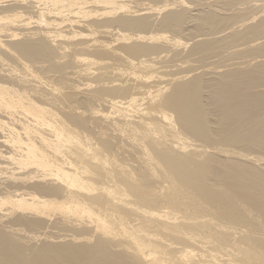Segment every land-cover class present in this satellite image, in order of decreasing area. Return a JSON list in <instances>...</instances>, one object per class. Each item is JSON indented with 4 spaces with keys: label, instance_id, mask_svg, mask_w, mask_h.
I'll list each match as a JSON object with an SVG mask.
<instances>
[{
    "label": "bare ground",
    "instance_id": "1",
    "mask_svg": "<svg viewBox=\"0 0 264 264\" xmlns=\"http://www.w3.org/2000/svg\"><path fill=\"white\" fill-rule=\"evenodd\" d=\"M0 264H264V0H0Z\"/></svg>",
    "mask_w": 264,
    "mask_h": 264
}]
</instances>
